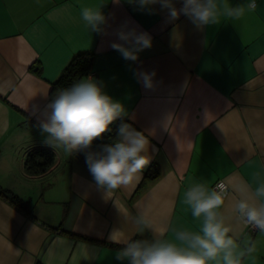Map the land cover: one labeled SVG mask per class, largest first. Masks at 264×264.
<instances>
[{
  "label": "crops",
  "instance_id": "0c3cea01",
  "mask_svg": "<svg viewBox=\"0 0 264 264\" xmlns=\"http://www.w3.org/2000/svg\"><path fill=\"white\" fill-rule=\"evenodd\" d=\"M256 2L240 20L198 28L182 11L171 18L160 4L0 0V190L27 201L20 208L0 194V264H128L115 259L125 245L111 241L114 232L152 240L161 231L171 236L173 228L198 230L182 201L193 181L211 187L221 179L228 211L239 198L234 186L254 189L264 181V0ZM99 5L107 23L104 32H90L81 8ZM173 5L179 11L184 0ZM121 30L147 33L152 46L137 61L123 59L111 47L130 46L117 35ZM79 50L91 53L86 76L123 104L122 122L150 141L151 161L135 187L107 194L86 165L45 142L43 109L57 92L49 94L51 82ZM141 72H155L152 88L144 87ZM41 145L54 160L28 172L25 151ZM138 205L156 233H138L132 222ZM238 229L256 247L243 264H264V233Z\"/></svg>",
  "mask_w": 264,
  "mask_h": 264
},
{
  "label": "clouds",
  "instance_id": "9594fccd",
  "mask_svg": "<svg viewBox=\"0 0 264 264\" xmlns=\"http://www.w3.org/2000/svg\"><path fill=\"white\" fill-rule=\"evenodd\" d=\"M119 2L113 0V3ZM129 2L141 8L160 4L169 10L173 19L182 11L198 28L225 20H240L257 8L256 0H247L245 5L235 7L228 0H184V6L179 11L174 7L173 0ZM101 6L81 8V19L90 32H104L107 18ZM117 35L130 46L113 43L111 47L127 61H137L138 53L152 46L147 33L121 30ZM139 76L144 87H153L155 72H141ZM38 110L39 105L34 104L33 113ZM43 115L45 119L40 128L47 134L45 142L72 154L90 148L96 139L113 131L112 125L126 115V111L122 103L104 93L91 76H86L69 87L58 89L45 104ZM116 131L114 143L104 145L100 152L86 155L90 174L107 194L138 185L151 161L148 155L150 141L143 132L124 122L118 125ZM234 191L239 193V198L228 211L225 204L229 192L223 185L213 188L206 182L193 181L185 188L182 201L192 218L199 222L198 230L173 228L171 236L161 231L152 240L122 237L120 232H114L110 236L111 241L125 245L116 253L115 259L128 261V264H243V259L251 256L256 247L254 242L241 239L242 231L238 226L264 233V181H259L254 189L241 182L234 186ZM132 222L139 234L145 231L156 233L148 211L139 205Z\"/></svg>",
  "mask_w": 264,
  "mask_h": 264
},
{
  "label": "trees",
  "instance_id": "16d2710c",
  "mask_svg": "<svg viewBox=\"0 0 264 264\" xmlns=\"http://www.w3.org/2000/svg\"><path fill=\"white\" fill-rule=\"evenodd\" d=\"M91 53L86 50H79L73 53L66 64L63 66L57 77L51 82L49 94L51 95L58 89L69 87L82 77L90 73ZM122 122V117L117 120L113 125V131L105 133L101 138L96 139L90 148L81 151L73 152L72 155L86 164V155L90 152L96 153L102 150L104 145L112 144L115 142L118 125ZM54 151L47 146H32L25 151L23 158V166L28 172H38L46 169L54 160ZM0 194L7 197L9 201L14 203L20 208L26 207V200L18 197L13 193L5 194L0 190Z\"/></svg>",
  "mask_w": 264,
  "mask_h": 264
},
{
  "label": "built area",
  "instance_id": "2783aa9c",
  "mask_svg": "<svg viewBox=\"0 0 264 264\" xmlns=\"http://www.w3.org/2000/svg\"><path fill=\"white\" fill-rule=\"evenodd\" d=\"M217 185H223L224 188L227 190V186H226V184H225L221 179H217V180H215V181L212 183L211 187L214 188V187H216ZM246 230L249 231V232H255V231H257L256 229H252L251 227L246 228Z\"/></svg>",
  "mask_w": 264,
  "mask_h": 264
}]
</instances>
